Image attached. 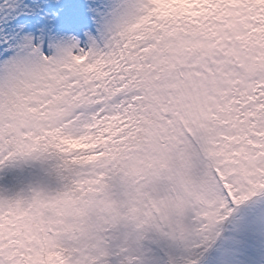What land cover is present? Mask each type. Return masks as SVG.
Instances as JSON below:
<instances>
[{
    "label": "snow or ice",
    "instance_id": "1",
    "mask_svg": "<svg viewBox=\"0 0 264 264\" xmlns=\"http://www.w3.org/2000/svg\"><path fill=\"white\" fill-rule=\"evenodd\" d=\"M0 264H264V0H0Z\"/></svg>",
    "mask_w": 264,
    "mask_h": 264
}]
</instances>
